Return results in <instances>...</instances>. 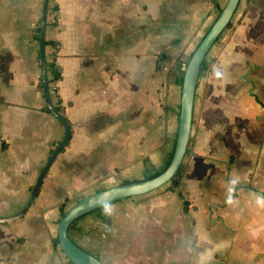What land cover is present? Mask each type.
<instances>
[{"label": "crops", "instance_id": "0c3cea01", "mask_svg": "<svg viewBox=\"0 0 264 264\" xmlns=\"http://www.w3.org/2000/svg\"><path fill=\"white\" fill-rule=\"evenodd\" d=\"M220 4L48 0V76L60 75L50 95L70 137L28 211L0 223V264H73L53 242L62 210L164 169L177 134L180 65ZM41 11L42 0H0V216L26 203L64 135L38 86ZM243 21L210 48L212 71L224 75L197 91L173 181L68 227L105 264H264V14Z\"/></svg>", "mask_w": 264, "mask_h": 264}, {"label": "water", "instance_id": "95a60500", "mask_svg": "<svg viewBox=\"0 0 264 264\" xmlns=\"http://www.w3.org/2000/svg\"><path fill=\"white\" fill-rule=\"evenodd\" d=\"M239 3L240 0H226L225 4L223 7H221L217 16L209 27L207 33L198 43L186 64L181 83L180 112L178 118L177 134L173 154L169 164L157 175L151 178L112 186L86 195L71 205L61 216L57 227L58 243L66 258L73 264H105L100 259L88 253L70 239L68 236V227L74 220L96 208H99L102 203H111L122 198L145 194L156 188H159L169 182L171 178L177 173L187 149L200 65L208 54L210 48L231 21ZM47 11L48 0H42L39 32L41 81L45 93L46 105L51 110L52 114L63 124L64 135L59 143L53 148L52 153L40 171L26 203L16 213L0 216V223L19 219L28 211L39 192L40 186L47 175L50 166L54 162L56 156L66 146L70 137V126L64 118V115L56 109L51 99L47 82L45 63V30L47 26ZM260 194L264 196L263 193Z\"/></svg>", "mask_w": 264, "mask_h": 264}, {"label": "rangeland", "instance_id": "374dc122", "mask_svg": "<svg viewBox=\"0 0 264 264\" xmlns=\"http://www.w3.org/2000/svg\"><path fill=\"white\" fill-rule=\"evenodd\" d=\"M225 2H226V0H221L220 8L223 7ZM250 13H254V16H256V17L259 14H264V0H240V3L237 7V10H236L235 14L233 15V17L230 21L229 27H227L223 30L222 34L218 38L219 41H217L215 43L220 44V43L225 42L226 39L228 38L231 30H233L235 27H237L241 23H244V21H243L244 17H246ZM217 14H218V11H216V14H214V18L216 17ZM214 18H213V20H214ZM213 20L211 22H213ZM200 37H201V35L197 38V42L193 45V50L198 45V43L200 41ZM215 43L213 45H215ZM216 52H213V50L210 49L207 56H206L207 69L203 72V75L199 79L197 90L195 93L194 106L197 104V91H198V94H200L204 88V85L207 88L208 82H207L206 78L214 75V72L212 70H213V65L216 61ZM211 85L212 84L209 83L208 88ZM206 88H204V89L207 90ZM169 182H167V183H169ZM84 195L85 194L77 196L74 200L76 201V200L82 198Z\"/></svg>", "mask_w": 264, "mask_h": 264}, {"label": "trees", "instance_id": "16d2710c", "mask_svg": "<svg viewBox=\"0 0 264 264\" xmlns=\"http://www.w3.org/2000/svg\"><path fill=\"white\" fill-rule=\"evenodd\" d=\"M220 9H221V8L218 7V10H220ZM229 25H230V22L228 23V25L226 26V28L229 27ZM208 29H209V28H208ZM208 29L206 30V32L204 33V35L207 33ZM39 32H40V24L36 27V32H35V38H36V40H37L38 42H39V38H40V37H39ZM204 35L201 37V39L204 37ZM201 39H200V41H201ZM217 40H218V39H217ZM217 40H216V41H217ZM200 41H199V42H200ZM51 43H52V41H49V40H46V39H45V47L48 46V45L51 44ZM193 51H194V50H193ZM193 51L189 54L188 59H187V62H188L189 58L191 57V55L193 54ZM187 62H186V64H187ZM45 63H46L47 82H48L49 91H50V93H51V86H50V83H51L53 80L58 79L60 75H59V73H55V74L52 75V77L49 78V76H48V72H49V71L51 70V68L53 67V62L47 60V59H46V56H45ZM206 69H207V60H206V57H205V58L203 59L201 65H200L199 77L202 75V73H203ZM183 72H184V71H181V73H180V75H179V78H178V81H179V84H180V85H181V83H182V79H183ZM38 86H39V89H40V91H41V95H42V96L44 97V99H45V93H44L43 86H42L41 75H40V81H39ZM50 96H51V95H50ZM53 103H54L56 109L62 113V107L60 106L59 101H56V102H53ZM45 108H46V110H47L48 112H51V110L47 107V105L45 106ZM172 154H173V151H172ZM172 154L170 155L169 159H168L167 162L165 163V167L169 164L170 159H171V157H172ZM165 167H164V168H165ZM179 170H180V168L178 169L177 173L179 172ZM159 172H160V171H155V172H153V173L147 175V176L145 177V179H147V178H151V177L157 175ZM177 173H176V174H177ZM176 174L174 175V177L176 176ZM174 177L171 178L170 182L173 181ZM184 203H185V202H184ZM63 213H64V211L62 210V215H63ZM70 225H71V224H70ZM53 242H54V244H56V245L59 244V243H58V239H57V237L54 238Z\"/></svg>", "mask_w": 264, "mask_h": 264}, {"label": "clouds", "instance_id": "9594fccd", "mask_svg": "<svg viewBox=\"0 0 264 264\" xmlns=\"http://www.w3.org/2000/svg\"><path fill=\"white\" fill-rule=\"evenodd\" d=\"M214 75H215V77L217 79H221V78H223L224 74H223V72L221 70H216L214 72ZM237 183H238V178L237 179H233V180L230 181V184H231V187L229 189L230 193L235 191V187H236ZM232 202H233V200H232V197L230 195L229 199H228V203H232ZM257 203L260 204L261 206H264V198L259 199L257 201ZM100 207L102 208L103 213L105 215H108V216L112 215V213L114 211V208H113V206H112V204L110 202L102 203L100 205Z\"/></svg>", "mask_w": 264, "mask_h": 264}, {"label": "built area", "instance_id": "2783aa9c", "mask_svg": "<svg viewBox=\"0 0 264 264\" xmlns=\"http://www.w3.org/2000/svg\"><path fill=\"white\" fill-rule=\"evenodd\" d=\"M185 68H186V63H181V65H180V70H181V71H184Z\"/></svg>", "mask_w": 264, "mask_h": 264}]
</instances>
